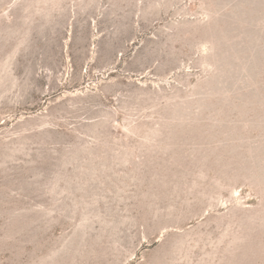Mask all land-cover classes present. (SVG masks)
Returning a JSON list of instances; mask_svg holds the SVG:
<instances>
[{
    "label": "rangeland",
    "instance_id": "1",
    "mask_svg": "<svg viewBox=\"0 0 264 264\" xmlns=\"http://www.w3.org/2000/svg\"><path fill=\"white\" fill-rule=\"evenodd\" d=\"M0 264H264V0H0Z\"/></svg>",
    "mask_w": 264,
    "mask_h": 264
}]
</instances>
